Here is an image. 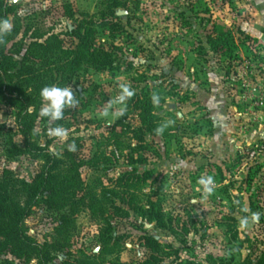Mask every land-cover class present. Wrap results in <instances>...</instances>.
Returning <instances> with one entry per match:
<instances>
[{
  "label": "rangeland",
  "instance_id": "obj_1",
  "mask_svg": "<svg viewBox=\"0 0 264 264\" xmlns=\"http://www.w3.org/2000/svg\"><path fill=\"white\" fill-rule=\"evenodd\" d=\"M13 3L16 13L10 22L13 28L21 26L18 40L30 28V34H59L66 49L78 44L67 32L79 20L100 19L107 8L105 0ZM117 14L121 31L99 30L97 35L100 45L113 48L114 67L98 71L84 65L68 85L79 103L70 108L62 127L67 135H50L55 121L41 118L39 109L35 140L64 160L61 172L69 170L65 148L79 139L82 189L63 196V209L37 206L27 220L29 235L43 245H59L52 264L67 259L142 264L152 254L146 236L161 244L158 264H243L250 254L261 256L264 15L256 14L252 0H129V8ZM217 25L235 33L232 55L214 51L208 43ZM121 86L158 97L156 120L164 130L158 137L148 136L150 151L140 150L131 133L141 121L129 99L117 101ZM12 143L23 141L16 110L5 104L0 107V177L11 171L32 180L44 158L12 156ZM209 177L210 192L200 183ZM232 183L228 198L223 190ZM95 202L96 211L89 207ZM152 203L156 210L162 206L166 228L150 219ZM242 242L243 249L237 250ZM6 258L11 264H37L12 256H0V264H7Z\"/></svg>",
  "mask_w": 264,
  "mask_h": 264
},
{
  "label": "trees",
  "instance_id": "obj_2",
  "mask_svg": "<svg viewBox=\"0 0 264 264\" xmlns=\"http://www.w3.org/2000/svg\"><path fill=\"white\" fill-rule=\"evenodd\" d=\"M107 4L98 20H79L67 35L78 41L76 48H65L64 40L59 34L40 32L26 28L21 40V26L15 27L10 33L0 36V107L8 104L16 110V123L19 127L23 143H12V156L31 155L35 159L44 158V164L32 180H26L13 176L11 171H6L0 177V256H12L27 261L35 260L37 264H52L55 260L57 245H45L39 243L29 235L27 220L33 210L43 203L51 209H63L61 204L63 196L68 192L82 189L81 174L77 164L78 151L81 148L79 139L74 138L70 142L74 150L68 146L64 150V158L68 160L69 170L61 172L64 160L57 154L39 146L35 140L38 112L42 106L40 89L47 85L67 87L77 76L84 65L94 67L98 71L110 70L114 67L116 54L113 48L100 45L97 41L98 31L119 32L121 31V15L118 9H128L129 0H105ZM16 13L13 0H0V20L8 19ZM74 12L70 11L69 17L74 18ZM208 43L212 50H226L227 55H232L237 48L236 36L232 30H226L221 26H215L208 36ZM202 50L204 46L202 45ZM204 54L206 52L204 51ZM96 89V84H94ZM147 91L134 94L129 98V106L139 112L141 125L131 128V133L139 143V149L150 151L148 136L152 138L160 136L163 125L156 120L157 104ZM70 108H66L62 120L55 121L53 127L65 126V119L71 114ZM69 126H67L68 128ZM147 158H141L140 163H146ZM228 171L232 173V167ZM133 170L130 175H135ZM223 174V173H222ZM223 177V176H222ZM223 179H225L223 177ZM230 188H225L228 198H231ZM90 208L98 209L96 206ZM127 204V203H126ZM132 209L135 206L129 203ZM150 219L156 220L161 228H166V216L162 206L156 210L152 203ZM253 208L251 211H254ZM126 215L129 212L126 210ZM244 219L248 218L249 212L241 208ZM239 234H235L237 240ZM145 246L152 251L151 256L142 264H158V253L161 251L160 242L154 237L144 238ZM245 242L238 246L237 250L243 249ZM5 263L11 264L6 258ZM61 264H78L67 259ZM214 264H226L223 260ZM243 264H264V252L261 256L253 259L252 254L245 258Z\"/></svg>",
  "mask_w": 264,
  "mask_h": 264
},
{
  "label": "clouds",
  "instance_id": "obj_3",
  "mask_svg": "<svg viewBox=\"0 0 264 264\" xmlns=\"http://www.w3.org/2000/svg\"><path fill=\"white\" fill-rule=\"evenodd\" d=\"M13 25L8 19L0 20V36L12 31ZM122 92L117 97V101L123 104L127 99H129L134 93L129 90L127 86H121ZM40 98L42 101V107L39 112L41 118H48L49 121H59L64 117V112L66 108L76 107L79 103L76 95L73 94V90L70 86L59 87L57 85H47L40 89ZM153 101L159 103L158 97L154 96ZM158 132H162L163 129H158ZM50 135L57 137H65L67 132L62 127H56L51 129ZM70 150H74V145L70 147ZM212 178L201 179L200 183L205 186L207 191H211L209 185L212 184ZM258 219V217H255Z\"/></svg>",
  "mask_w": 264,
  "mask_h": 264
},
{
  "label": "crops",
  "instance_id": "obj_4",
  "mask_svg": "<svg viewBox=\"0 0 264 264\" xmlns=\"http://www.w3.org/2000/svg\"><path fill=\"white\" fill-rule=\"evenodd\" d=\"M252 3L256 8V14L264 15V0H252Z\"/></svg>",
  "mask_w": 264,
  "mask_h": 264
}]
</instances>
